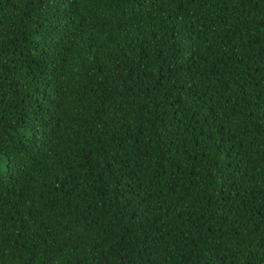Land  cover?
<instances>
[{
    "label": "trees",
    "instance_id": "obj_1",
    "mask_svg": "<svg viewBox=\"0 0 264 264\" xmlns=\"http://www.w3.org/2000/svg\"><path fill=\"white\" fill-rule=\"evenodd\" d=\"M0 264H264V0H0Z\"/></svg>",
    "mask_w": 264,
    "mask_h": 264
}]
</instances>
